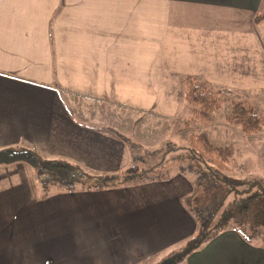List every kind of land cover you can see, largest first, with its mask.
<instances>
[{
  "label": "crops",
  "instance_id": "1",
  "mask_svg": "<svg viewBox=\"0 0 264 264\" xmlns=\"http://www.w3.org/2000/svg\"><path fill=\"white\" fill-rule=\"evenodd\" d=\"M260 11L264 0H0V147L114 172L129 147L89 121L173 118L188 75L264 96ZM165 180L46 192L21 162L2 166L0 264H149L196 230ZM139 191L172 208L148 220ZM51 215L72 223L50 230ZM70 243L72 258H55ZM180 264H264V246L228 230Z\"/></svg>",
  "mask_w": 264,
  "mask_h": 264
},
{
  "label": "trees",
  "instance_id": "2",
  "mask_svg": "<svg viewBox=\"0 0 264 264\" xmlns=\"http://www.w3.org/2000/svg\"><path fill=\"white\" fill-rule=\"evenodd\" d=\"M264 20V11L254 14L253 22ZM181 102L189 106L185 126L209 125L213 113L226 103L224 121L246 135H256L264 129V116L256 113L243 92L232 87L206 82L199 76L188 75L181 81ZM181 158L191 169L196 181L192 192L197 217L195 233L168 253L149 264H180L192 252L203 248L221 233L233 230L243 239L264 246V177H239L230 174L234 147L231 143H216L205 130L190 132L180 147ZM179 158V157H178ZM30 163L44 188L74 191L101 189L125 185L128 179L144 178L150 167L138 164L121 171L92 173L78 163L62 158H47L27 146L0 147V166L13 162ZM155 168V166H153ZM185 165L180 171L186 173ZM137 179V180H138ZM194 211V210H193Z\"/></svg>",
  "mask_w": 264,
  "mask_h": 264
},
{
  "label": "rangeland",
  "instance_id": "3",
  "mask_svg": "<svg viewBox=\"0 0 264 264\" xmlns=\"http://www.w3.org/2000/svg\"><path fill=\"white\" fill-rule=\"evenodd\" d=\"M54 92L56 95L69 96L63 90H54ZM243 95L247 96L256 113L264 116V96H249L244 90ZM225 105L226 103L224 102L221 104V107L213 113V121L206 126L194 124L185 126L183 124V120L190 115L189 106L183 102L179 105L178 111L173 118H162L160 116H151L149 114L142 117L139 112L126 111L124 114H126L127 117L120 122H116L109 118L102 121H89V123H91L92 126H99L101 128V130H99L100 132L104 131L125 142L126 146L129 147L131 154L130 155L128 152V156H132L129 159L128 166L138 164L143 168L150 167V170L147 171V176H152V179L144 178V176L141 175L139 176V179L138 177L128 179L126 185L132 186V184L135 183L152 181L151 183L158 186L165 182L166 178L172 177L174 181L169 186L172 192L182 191L184 193L179 205L182 210H187L192 214L194 226L197 227V217L194 207H192L194 211H191V206L193 205L192 192L196 179L192 174L191 169L186 167V162L181 159L185 155V150L180 147L186 141L188 133L205 130L214 142L221 144L231 143L234 147V155L230 163V174L239 177L251 175L264 177V129L261 133L256 135H246L241 133L236 127L230 126L224 121ZM103 112L105 113L104 110ZM106 114L109 115L107 111ZM21 163L28 169H32L35 173L34 168L30 163ZM180 165H185L187 170L186 173L179 170ZM128 166L124 162L121 170H124ZM153 166H155V168ZM1 167L2 166H0V168ZM47 188L48 187H46V192L56 190L51 187L48 191ZM76 191H79V189ZM142 195L144 196V200L141 198ZM137 204L140 209H143L141 212L145 214L150 221L154 218L153 212L156 213L161 207L164 209L166 208L167 211L172 208L171 200H162L158 205H153L151 207V199L141 191H139ZM152 210L154 211L152 212ZM186 218L189 220V216H186ZM55 219L56 217L51 215L50 219H47L45 220L46 222H41L40 224L53 230L56 227L64 228L72 223L70 220L66 222H55ZM37 232L45 235L47 238L50 236L49 232L44 228L39 229ZM183 233L184 231L179 228L178 235L183 237L186 235ZM64 242L65 241L62 242V246L64 245ZM181 242L170 247L165 254L168 253L169 250L174 249ZM70 245L71 247L67 246L62 254L58 251V253L55 254V258L59 257L67 260L72 258L76 250L79 248H74L72 243H70Z\"/></svg>",
  "mask_w": 264,
  "mask_h": 264
}]
</instances>
